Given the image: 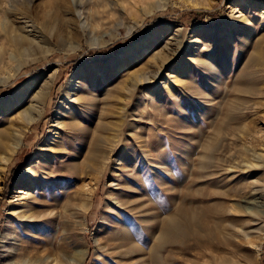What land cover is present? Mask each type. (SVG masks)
<instances>
[{
  "label": "rangeland",
  "instance_id": "rangeland-1",
  "mask_svg": "<svg viewBox=\"0 0 264 264\" xmlns=\"http://www.w3.org/2000/svg\"><path fill=\"white\" fill-rule=\"evenodd\" d=\"M259 48L264 0H0L4 147L21 135L0 173V264H13L22 239L39 248L35 264H55L53 253L69 264L65 252L76 247L80 264H250L246 236L211 247L195 214L212 187L231 190L228 204L264 205V160L242 169L264 152V107L232 123L249 124L252 136L212 134L219 103L236 96L243 106L238 89L264 78L260 64L244 71ZM48 81L42 111L27 124ZM208 135L226 143L213 184L200 158ZM172 214L181 233L160 241ZM258 223L255 264H264V216Z\"/></svg>",
  "mask_w": 264,
  "mask_h": 264
},
{
  "label": "bare ground",
  "instance_id": "bare-ground-1",
  "mask_svg": "<svg viewBox=\"0 0 264 264\" xmlns=\"http://www.w3.org/2000/svg\"><path fill=\"white\" fill-rule=\"evenodd\" d=\"M77 1L79 2L80 0H69L71 4H75L77 3ZM260 50L261 51L259 55L252 54L249 56L248 62L244 67L245 72H248V68L253 66L254 63L260 64L259 66H264V52H262V48ZM261 73L264 75V67H261ZM49 88H50V81H48L46 84L44 83V86L40 87L34 93L35 102L32 107L34 109L33 112L35 113L28 112V116H25V120L27 124H30L41 113L43 102L37 101V100L42 97H46L48 94ZM226 89L225 90L227 92L231 90V89L229 90L228 86ZM238 90L244 95V99H241V102L244 104L243 106L237 105V104H240V102L239 103L237 102V101H240V99H238L236 96L234 97V100L227 98V96L224 99L222 97L223 101L219 103V107L216 113L217 115L215 116V120H218V122H216L215 124L213 123L214 126L212 129L213 137L216 136L217 140H218V137H220L223 134L224 129L228 130L225 136L228 137V135H231L230 136L231 138L232 137L234 138L235 136V132H234L235 129H239L241 134L243 135L246 134V135L252 136V134L254 133V132L251 133V131L254 130L252 126L250 127V130L246 127V126H250L249 124L245 125L244 123L243 125L232 126V123H234V121H236L237 119L241 118V113L246 111L247 109L251 110V108H253L257 110L256 107L258 106L264 107V78H260L259 81L257 82V85H254V86L244 85L241 89H238ZM242 126H245L243 131L241 130ZM200 133L203 134V132H200ZM5 137L6 136L4 134H0V148L2 146L4 147ZM213 137H211V135L210 136L208 135L206 137V139L203 142V144L205 143L204 144L205 146L202 144L204 152L200 155L201 159L208 160V162L211 164V170L209 171V175H210V181L212 184L215 183V181H217L216 179L220 176L218 170L223 169V166L221 164L223 160L221 159V152L226 147V143L222 141L219 144L217 141L212 143ZM258 137L255 136L256 139H258ZM1 139H3V144L1 142ZM20 143H21V135H19L18 133L15 135L12 142L4 147L5 150H3L0 155V173H2L7 163L10 161V159L12 158L16 150L19 148ZM190 146L194 147L192 145ZM185 151L186 150H184V152ZM184 155L185 154H183V156ZM187 157L189 158V156ZM183 158L181 160H183ZM263 160H264V152H259L258 154L256 153V155L254 153L252 159L250 161H247L245 164L246 166L242 169L244 172L252 173L255 167H260L261 164L259 165L258 163L259 162L262 163ZM181 164L183 168L184 165L187 163L184 162L183 160ZM192 167L193 165L190 166V169H192ZM232 170L233 169H230V168L225 169V171H232ZM190 174H191V171H190ZM32 175L35 177L34 173H32ZM34 177L30 176V178H28L27 185L33 184ZM178 179H179L180 185L183 187L184 186L183 184L186 181V178L183 172L180 171ZM213 186L216 187L217 184L216 185L214 184ZM257 189L259 190V197L262 200L264 197V186H260ZM18 192L20 194L24 193L23 190H19ZM204 196L206 199L207 198L212 199V201L204 202V204L201 206V209L198 211V214H195V215L198 217L204 218L206 222L205 223L206 227H208V233H209L208 235L210 237V240L213 241L211 247L212 246L214 247L215 246L214 244L216 243H218L217 246L222 245V243H224L226 246L228 245L232 246V244H234V242L232 241L235 238H239L241 235L246 236L245 239H247L248 246L246 244H243L245 245L243 250L245 251V254L248 256L246 260H248V262H251L250 264H255V261L261 251V244L255 242V239L260 238L259 236H257V234H259V231L261 230L260 229L261 227L258 222H259L260 217L264 216V209H261L264 207V205L259 203L260 205L255 207V205H253V201L248 200V199H244L243 201L244 205L243 204L239 205L236 203L228 204L227 202L230 201L231 199L233 200V197H234V194L231 192V190H228V189L219 190L218 188L212 187L208 191V193H206ZM188 203L192 205L193 199L191 198L190 202ZM254 208H256V211L254 210L252 211V209ZM25 212L26 211H23V213L20 215L24 216ZM31 212H32L30 213L31 217L29 218L33 217L34 212L32 210ZM40 212L41 211H38L36 213V216H39ZM191 212H193L194 214L195 209H193ZM16 213L17 212L15 209V206H13L11 208V214L15 215ZM252 223H254V225H251ZM163 225L161 226L163 228L162 229L160 228L161 232L159 231L160 241L166 242L168 239H171L172 237H176L179 233H181V225L179 221H177V217L175 214L168 216L166 219L165 225L164 226ZM108 239L109 238L107 237L106 240L108 241ZM29 240L30 239H27V240L22 239L18 242L20 246L19 250L21 251V253L20 251L17 253V257L12 262L13 264H35L34 263L36 261L35 259L37 257H42L39 254L40 251L38 247H34V248L31 247L32 249L28 248V245L26 244ZM252 240H254V242H252ZM241 241L244 242L242 239ZM13 249L14 248L8 250L7 260H10V257L13 256L12 255ZM67 253L68 252H65L66 254L65 256L67 259H69V264H80V260L83 259L84 250L83 248L76 247L70 253L71 256ZM56 254L57 253L52 254L53 256H52L51 261H54L55 264H66L65 259L63 257L61 258V255L58 254L57 256ZM49 257L50 255H48L47 258ZM33 259L34 261L32 262Z\"/></svg>",
  "mask_w": 264,
  "mask_h": 264
},
{
  "label": "trees",
  "instance_id": "trees-1",
  "mask_svg": "<svg viewBox=\"0 0 264 264\" xmlns=\"http://www.w3.org/2000/svg\"><path fill=\"white\" fill-rule=\"evenodd\" d=\"M193 14L197 16V15H199L200 13H198V12H193Z\"/></svg>",
  "mask_w": 264,
  "mask_h": 264
}]
</instances>
